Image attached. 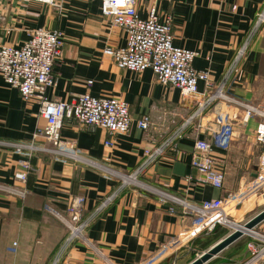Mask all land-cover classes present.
Instances as JSON below:
<instances>
[{
    "label": "crops",
    "instance_id": "0c3cea01",
    "mask_svg": "<svg viewBox=\"0 0 264 264\" xmlns=\"http://www.w3.org/2000/svg\"><path fill=\"white\" fill-rule=\"evenodd\" d=\"M151 1H136L139 16L146 17ZM156 6L161 17H170L173 44L197 52L193 67L207 71L214 86L223 81L226 99L211 102L197 118L195 99L184 100L178 88L160 83L151 69L133 73L102 54L107 46H123L125 33L104 21L100 0H56L55 5L0 0V46L19 47L37 28L62 31L61 56L52 67L55 85L45 93L48 99L71 100L86 91L113 96L127 104L132 118L129 130L114 138L106 130L64 119L61 138L72 143L83 160L39 150L20 154L0 144V264H142L192 222L190 214L164 201L162 194L199 204L237 191L258 173L264 147L255 128L262 119L240 118L245 104L264 111V24L257 22L264 0H157ZM197 88L202 92L204 83L198 81ZM37 112L38 103L24 101L0 75V141L30 142L45 126ZM227 112L238 118L227 120L233 134L223 150L215 146L220 124L214 117ZM144 115L151 121L146 130L136 125ZM178 130L181 136L137 176L140 184L121 188L113 173L133 172L143 164L145 150L162 146ZM195 138L214 144L226 171L221 188L199 181L190 163ZM108 139L114 140L112 145H105ZM26 162L31 170L22 184L14 175ZM22 188L24 196L10 190ZM72 195L84 197V217L107 202L92 215L87 241L63 247V224L43 207L50 203L64 211ZM241 210L246 212L243 203L235 208ZM255 228L264 231V220ZM230 232L217 225L153 264H187ZM242 238L205 264L247 263L252 238Z\"/></svg>",
    "mask_w": 264,
    "mask_h": 264
},
{
    "label": "built area",
    "instance_id": "2783aa9c",
    "mask_svg": "<svg viewBox=\"0 0 264 264\" xmlns=\"http://www.w3.org/2000/svg\"><path fill=\"white\" fill-rule=\"evenodd\" d=\"M36 1L54 5L56 3V0ZM136 1L100 0V12L104 21L125 33L123 46H107L102 50V54L110 58L116 67L133 73H141L147 68L151 69L160 83L178 88L184 100L195 99L197 107L193 116L196 118L211 102L226 99L223 81L214 86L207 71L193 67L192 61L197 52L173 44L170 17L168 15L161 17L156 6L157 0L151 1L146 17L138 15ZM257 22L264 24V9L259 13ZM63 41L62 31L37 28L31 31L29 39L19 47L0 46V75L8 86L17 89L24 101L38 103L37 113L45 121L44 128L34 133L30 142L0 141V144L11 147L16 153L24 154L27 151L32 153L39 150L66 155L74 160H83L80 151H77L72 143L61 138L60 127L64 119H75L81 125L106 130L113 138L129 130L132 118L128 106L116 97H97L88 91L76 95L71 100H50L46 97V89L55 85L52 67L61 56ZM198 81L204 83L205 89L202 92L198 91ZM87 82L91 83V81ZM243 106L245 109L240 118L241 121L244 122L255 115L261 117V123L255 128V136L264 147V111L253 105ZM234 118L238 116L231 112H227L224 116L215 115L214 121L220 124V127L215 130V146L223 150L228 148L229 139L233 134L231 128L233 124L227 120H235ZM150 124L148 116L144 115L136 119L137 127L142 130L148 129ZM179 131L181 130L176 131L173 137L165 141L162 146L145 150L143 164L133 172H114L113 174L120 181V187L140 184L137 176L157 155L162 153L164 146L181 136ZM37 139L43 143L36 145ZM113 141L108 139L105 145H112ZM214 148V144L205 139L195 138L190 151V163L198 173L200 182L221 188L226 171ZM261 155L258 162V173L237 191L227 192L224 197L193 204L171 194H162L164 201L178 204L183 213L190 214L192 222L181 228L142 264H153L168 251L187 245L199 233L210 232L217 225L230 227H233V224L242 225L230 219L231 215L227 213L226 207L231 204L236 207L264 186V150ZM30 170L29 163H22V169L15 173L14 178L23 184ZM10 190L21 196L25 194L23 188L22 190ZM111 198L109 196L106 200L110 201ZM106 202L98 205L94 213L99 212ZM83 205L82 195H72L64 211H59L50 203L43 207L46 212L63 224L65 230L63 247L74 240L87 241L85 231L94 213L84 217ZM170 209L173 210L172 207ZM254 228L249 233L247 232V235L252 238L247 243L252 257L243 264L260 263L264 260V231H255Z\"/></svg>",
    "mask_w": 264,
    "mask_h": 264
},
{
    "label": "water",
    "instance_id": "95a60500",
    "mask_svg": "<svg viewBox=\"0 0 264 264\" xmlns=\"http://www.w3.org/2000/svg\"><path fill=\"white\" fill-rule=\"evenodd\" d=\"M264 220V209H260L258 213L250 217L245 223H243L241 226L247 232L252 230L257 224L261 223V221ZM246 232L239 228H234L230 233H228L225 237L220 239L218 242L213 244L211 247H209L207 250L203 251L200 255L195 257L193 260L187 264H205L212 256L217 254L220 250H222L224 247L231 244L233 241L238 240L242 235H244Z\"/></svg>",
    "mask_w": 264,
    "mask_h": 264
},
{
    "label": "rangeland",
    "instance_id": "374dc122",
    "mask_svg": "<svg viewBox=\"0 0 264 264\" xmlns=\"http://www.w3.org/2000/svg\"><path fill=\"white\" fill-rule=\"evenodd\" d=\"M242 203L244 205V209L246 212L244 213L242 210L235 211V208H237ZM242 203L236 205V207H233L232 204L226 207L227 213L231 215L230 219L235 220V222H238L240 224L245 223L250 218L249 216L254 215L260 209L264 208V186H262V188H260V190L256 192L254 195H252L251 197H247V199H245ZM251 207L252 209L247 212V209ZM226 227H228L229 232L233 230V227H230V226H226ZM254 229L255 231H261L258 228H254ZM248 237L250 236L247 235V233L244 234L242 238L243 241H245V239H249ZM250 257H252V255H250Z\"/></svg>",
    "mask_w": 264,
    "mask_h": 264
},
{
    "label": "bare ground",
    "instance_id": "6f19581e",
    "mask_svg": "<svg viewBox=\"0 0 264 264\" xmlns=\"http://www.w3.org/2000/svg\"><path fill=\"white\" fill-rule=\"evenodd\" d=\"M233 227L234 228H239V229H242L243 231H245L246 233H247V230H245L244 228H242L243 226H238V225H236V224H233ZM249 233V232H248Z\"/></svg>",
    "mask_w": 264,
    "mask_h": 264
}]
</instances>
